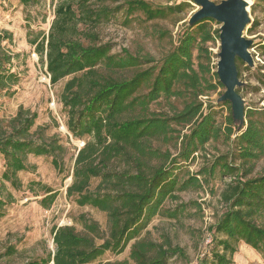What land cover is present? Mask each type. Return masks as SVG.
<instances>
[{
  "label": "trees",
  "instance_id": "obj_1",
  "mask_svg": "<svg viewBox=\"0 0 264 264\" xmlns=\"http://www.w3.org/2000/svg\"><path fill=\"white\" fill-rule=\"evenodd\" d=\"M19 1L24 7L35 2ZM186 7H156L145 0H62L48 34L27 33L51 84L68 79L60 97L68 117L65 126L71 138L85 142L67 173V179L72 178L67 198L105 213L109 221L106 239L98 223L85 215L78 218L83 233L73 226L54 227V253L29 264H94L107 253H124L133 240L129 258L134 264H167L175 257L187 261L184 249L169 240L157 243L140 237L161 213L169 219L179 217L177 211H164L168 200L178 201L179 193L202 190L218 179L222 190L211 191L218 194L223 213L208 231L221 251L206 255L200 264H232L241 243L264 257V170L253 176L264 160V107L246 109L241 130L232 113L224 126L218 123L214 104L205 98L224 89L210 50V44L220 41L219 28H214L219 25L208 19L186 27L160 61L127 49L114 53V46L103 42L98 32L118 18L126 26L138 17L151 23L180 15ZM159 36L172 38L166 32ZM6 41L12 43L13 35L0 32V91L19 82L11 70L14 57L3 46ZM261 52L264 56V44ZM241 64L237 60L238 71ZM260 82L264 87V74ZM162 102L167 111H152V105ZM37 120V113L20 107L7 123H0L2 180L17 190L23 187L19 174L36 170L28 164L30 156L51 158L54 168L64 172L67 148L57 137H48L46 128L36 127ZM221 141L228 145L225 154L207 160L196 175L181 176L209 143ZM155 143L174 144L176 153L162 151ZM35 186L29 185L31 191ZM43 190L46 197L40 203L49 209L57 193ZM15 202L12 195L0 199V216ZM99 240L104 241L98 244ZM15 253L11 248L4 257Z\"/></svg>",
  "mask_w": 264,
  "mask_h": 264
},
{
  "label": "rangeland",
  "instance_id": "obj_2",
  "mask_svg": "<svg viewBox=\"0 0 264 264\" xmlns=\"http://www.w3.org/2000/svg\"><path fill=\"white\" fill-rule=\"evenodd\" d=\"M156 7L177 6L185 4L187 7L180 15L163 21L145 22L142 17L132 20L129 26L123 24L118 18L109 25L101 27L98 32L105 43L114 46V53H121L127 49L132 54H150L157 61L172 50L173 42L176 43L188 27V21L192 14L198 10L193 0H145ZM220 3L224 0H211ZM254 4L249 11L251 24L245 35L254 41L251 53L255 60V68L251 69L242 62L239 69L240 81L245 83L240 88V95L246 102V109H260L264 107V87L261 84L264 74V56L261 46L264 44V3L253 0ZM62 0H35L24 7L19 0H0V32L7 31L13 35V42L3 43L5 49L14 57L12 73L18 75L19 82L9 90L0 91V123H7L13 118L20 107L38 114L36 127L46 128L48 137H57L67 148L64 156V172L59 173L52 165L51 158H36L30 156L28 164L35 166L36 170H29L19 174V180L23 187L14 189L10 183L3 182L2 175L5 171V162L0 155V199H7L12 195L15 203L7 206L4 216H0V264H29L40 263L48 259L54 253L53 228L73 226L78 233H83L84 228L78 222L80 215L98 223L102 236L106 239L109 234V221L105 213L86 206L81 207L76 199L67 198V188L72 184V178L67 179V173L73 169V158L77 149L84 147L85 142L71 138L65 124L67 114L60 103V97L68 79L52 85L47 75V70L40 63L39 57L34 52V47L28 43L27 33L32 37L39 33L48 34L56 6ZM218 24V23H217ZM219 25V24H218ZM254 28L252 34H248L250 28ZM215 29L220 28L214 26ZM160 32L171 34L172 38L161 39ZM170 37V36H169ZM213 53V65L216 67L219 61L220 41L210 44ZM127 77L131 74L127 73ZM225 93V88L205 98L215 106L217 119L220 125L227 123L232 113L226 103L218 104V99ZM180 106V103H176ZM165 103L152 105V111H167ZM231 108V104H230ZM70 139V140H68ZM156 148L162 151L176 153L174 144L164 145L155 143ZM228 151V145L221 142L209 143L205 150L197 154L195 162L185 166L180 173L182 177L196 175L207 160H214ZM264 170V160L258 163L253 176ZM31 183L38 184L33 190L29 188ZM98 181H93L91 189L94 190ZM43 187H47L57 193L55 203L46 209L41 205V200L46 197ZM220 193L223 182L218 179L210 187L202 190H189L179 193V200H168L164 204V211H177V219H169L162 213L157 216L140 238L164 243L169 240L172 246H177L186 252L188 260L178 257L172 258L167 264H200V260L206 255L210 256L217 248L212 243V235L209 227L216 224L223 213L219 202V196H213L211 189ZM190 205L182 210L181 205ZM104 240H99L102 244ZM126 248L120 255L107 253L94 264L122 263L128 261L134 264L129 256L132 245ZM16 253L10 257H4L9 249ZM232 264H264V257L244 243L238 246L237 253Z\"/></svg>",
  "mask_w": 264,
  "mask_h": 264
},
{
  "label": "water",
  "instance_id": "obj_3",
  "mask_svg": "<svg viewBox=\"0 0 264 264\" xmlns=\"http://www.w3.org/2000/svg\"><path fill=\"white\" fill-rule=\"evenodd\" d=\"M198 10L192 14L188 26L193 27L203 20H214L220 25V53L217 75L225 93L217 103H230L234 124L241 130L246 124V102L238 93L245 83L240 81L237 60L254 69L255 60L251 53L254 41L245 33L251 24L246 0H193Z\"/></svg>",
  "mask_w": 264,
  "mask_h": 264
},
{
  "label": "bare ground",
  "instance_id": "obj_4",
  "mask_svg": "<svg viewBox=\"0 0 264 264\" xmlns=\"http://www.w3.org/2000/svg\"><path fill=\"white\" fill-rule=\"evenodd\" d=\"M247 2H248V4H249V6H248V11H250L251 10V8H252V6H253V4H254V2H253V0H246Z\"/></svg>",
  "mask_w": 264,
  "mask_h": 264
}]
</instances>
